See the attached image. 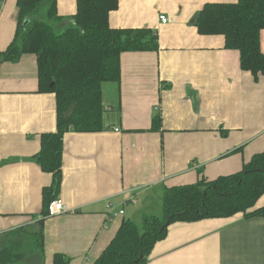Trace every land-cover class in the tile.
<instances>
[{"label":"crops","instance_id":"obj_1","mask_svg":"<svg viewBox=\"0 0 264 264\" xmlns=\"http://www.w3.org/2000/svg\"><path fill=\"white\" fill-rule=\"evenodd\" d=\"M236 1L118 0L110 27L151 28L158 50L120 54L119 81L109 92L111 81L101 84L102 130L64 133L56 199L65 210L44 217L52 174L35 155L41 134L56 129V98L38 91L34 54L1 59L18 11L17 0H0V249L20 244L21 264H54L56 254L67 264H93L123 220L158 210L164 187L238 172L264 150V71L254 78L223 35L201 34L194 24L205 3ZM75 12L76 0H56L59 16ZM262 206L264 193L251 210ZM40 219L42 251L29 236ZM144 264H264V219L237 212L173 222Z\"/></svg>","mask_w":264,"mask_h":264},{"label":"trees","instance_id":"obj_2","mask_svg":"<svg viewBox=\"0 0 264 264\" xmlns=\"http://www.w3.org/2000/svg\"><path fill=\"white\" fill-rule=\"evenodd\" d=\"M46 3L42 18L39 10ZM16 6L15 35L1 59L12 61L24 53L34 54L38 91L52 92L56 98V129L41 134L40 150L35 155L41 169L52 174L51 185L42 191L45 217L61 183L64 133L104 128L101 84L119 81L122 52L156 51L158 36L147 27H110L108 14L117 8L118 0H76V12L68 18L56 13V0H17ZM68 20L63 29L57 28ZM194 24L201 34L223 35L225 47L239 51L241 68L254 78L264 71V53L260 49L264 0L205 3ZM160 124L157 114L151 128L159 129ZM263 193L264 150L254 154L238 172L210 181L201 178L192 184L164 187L158 210L141 211L136 219L123 220L93 264H144L154 244L176 221L228 217L237 212L264 219V206L251 210ZM29 236L32 249L42 251L43 219ZM19 246L5 244L0 249V264H21L25 252ZM54 264H67V259L56 254Z\"/></svg>","mask_w":264,"mask_h":264},{"label":"built area","instance_id":"obj_3","mask_svg":"<svg viewBox=\"0 0 264 264\" xmlns=\"http://www.w3.org/2000/svg\"><path fill=\"white\" fill-rule=\"evenodd\" d=\"M159 20L162 23H166L167 22V17L165 15L161 14V15H159ZM115 130H118V129L115 128ZM130 201L131 202H135L133 199L130 200ZM64 210H65L64 204L60 200L54 199L48 205V210H47L48 214H47V216H53L55 214L61 213Z\"/></svg>","mask_w":264,"mask_h":264},{"label":"rangeland","instance_id":"obj_4","mask_svg":"<svg viewBox=\"0 0 264 264\" xmlns=\"http://www.w3.org/2000/svg\"><path fill=\"white\" fill-rule=\"evenodd\" d=\"M46 6V5H45ZM40 11V16L43 18L44 17V14H45V11H46V9H44V5L42 6V8L39 10ZM62 24H65V25H62V26H57V28L58 29H63L65 26H67L68 25V22H66V23H62ZM114 81H111V82H106L105 84H104V87H105V89H106V92H109V87H113V83ZM104 113H106V111H104ZM103 113V114H104ZM156 207V206H155ZM157 212H159V211H157Z\"/></svg>","mask_w":264,"mask_h":264}]
</instances>
